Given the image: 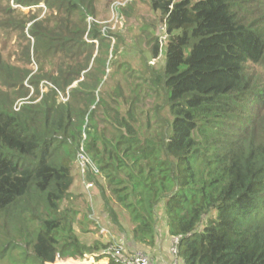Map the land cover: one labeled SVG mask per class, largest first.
I'll return each instance as SVG.
<instances>
[{
    "label": "trees",
    "instance_id": "1",
    "mask_svg": "<svg viewBox=\"0 0 264 264\" xmlns=\"http://www.w3.org/2000/svg\"><path fill=\"white\" fill-rule=\"evenodd\" d=\"M150 1L165 56L144 80L170 118L140 108L150 94L137 86L98 96L115 37L98 24L100 0H0V31L17 34L22 56L0 51V264L101 252L75 224L121 231L118 211L129 239L153 249L160 205L184 264H264V0ZM39 4L42 17L16 8ZM161 42L147 39L153 58ZM81 147L102 176L87 169L98 223L86 192L71 191Z\"/></svg>",
    "mask_w": 264,
    "mask_h": 264
},
{
    "label": "rangeland",
    "instance_id": "2",
    "mask_svg": "<svg viewBox=\"0 0 264 264\" xmlns=\"http://www.w3.org/2000/svg\"><path fill=\"white\" fill-rule=\"evenodd\" d=\"M116 2H119V4H115ZM16 8L25 12L29 10L32 12L39 11L40 17L45 15L48 11L44 4L21 8L17 6ZM97 19V21H99L98 24H101V31L104 33L109 32L115 36L111 38L110 49L106 55V61H102V68L99 67L103 72L105 70V75L103 73L102 82L98 88V96L101 97V94H103V96L112 103L114 101L113 98H122L119 96V93L115 94L118 88L127 96L130 95L131 88L134 86H137V90L140 92L139 99H142L145 94H150L151 87L148 82L144 80L147 76V70H162L165 56L163 51L166 40L163 25L164 19L163 17L161 18L159 11L152 9L150 0H100V11ZM89 21H91V18ZM142 29H145L146 33H142ZM25 32L27 33V29ZM145 35H147V37ZM154 36L158 37L160 41L162 40V50L156 58L152 57L148 49L149 45L146 43L148 38ZM19 41L20 40L17 39V34H8L7 32L0 31V51L3 56L11 62H16L22 58L20 50L21 42ZM30 56L31 62L28 66L30 69H33L32 72H34L37 69V65L34 62L32 51ZM47 84L48 82L44 80L40 82L41 91L46 90L44 85ZM124 106L126 107L127 104L125 103ZM138 106L142 109L160 108L162 116H164V118H170L168 107L165 104V97L160 87L156 89L155 93L153 92V94L148 95L141 106ZM145 117H148L147 113L144 114L143 117H139V119L141 120ZM94 176L98 178L102 177L100 176L99 170L98 174ZM92 191L97 195V198L94 201L92 200V204H99L100 200L98 199L97 188L93 186ZM98 213L99 210L95 205L94 213L91 216H97ZM123 213L124 214L118 211L119 222H123V230L121 229L120 231L109 223V233L115 239L120 238L127 249L133 250L129 246L133 241L129 239V235L125 234V232L128 231V215L126 211ZM157 214L159 217L156 223L158 241L154 254H158L155 253L156 251L167 254L170 241L165 230V215L161 205L158 208ZM79 219L80 222L75 224V228L82 242L89 244L98 242L101 248L103 244L108 245L113 241L110 236L106 237V234L99 233V228L94 226L87 217L83 218L82 215H80ZM100 222L102 225L106 223L101 220ZM102 232H104V230ZM103 250L101 251L103 252ZM151 251L153 252V249ZM90 256L93 255L85 254L80 259H88Z\"/></svg>",
    "mask_w": 264,
    "mask_h": 264
},
{
    "label": "built area",
    "instance_id": "3",
    "mask_svg": "<svg viewBox=\"0 0 264 264\" xmlns=\"http://www.w3.org/2000/svg\"><path fill=\"white\" fill-rule=\"evenodd\" d=\"M115 4H119L116 2ZM76 167L79 172V177L83 184L84 191L86 192L87 198L90 201L91 213L89 214L90 219H94L98 223V215L91 216L94 213L95 205L99 210L98 204H92V200H95V192L92 191V187L95 186L92 180L87 179V169L90 168L92 174H98V168L92 163L88 155L80 148L77 154ZM104 230V232H102ZM99 233L106 234V237H111L113 241L107 245L102 253H105L109 259H112L116 264H155L154 260L148 254V252L142 250H134L132 252L127 251L126 245L120 238L115 239L110 233L109 229L100 223ZM179 236H172L169 238L168 258L163 259L162 264H184V261L178 254Z\"/></svg>",
    "mask_w": 264,
    "mask_h": 264
},
{
    "label": "crops",
    "instance_id": "4",
    "mask_svg": "<svg viewBox=\"0 0 264 264\" xmlns=\"http://www.w3.org/2000/svg\"><path fill=\"white\" fill-rule=\"evenodd\" d=\"M71 189H72L71 191L73 193H75V194L84 192L83 184L81 182L80 177L75 179L74 184L72 185ZM98 199H99V196H98ZM156 244H157V242H156ZM129 246H130L131 249H133V250H129V249L126 248L127 251H130V252H132L134 250H142V251L148 252V254L151 256V258L154 260L155 264H162V261H163L162 258H164V259L168 258V253L167 254H163L162 252L159 253V251H156L155 253H158V254H154L156 246L153 248V252L151 251L152 249L144 247V246H142L140 244H137V243H134V242H132V244H129ZM101 252L91 253L93 256H90V258L84 259V260L72 259V258L56 259L54 262H48L46 264H109V258L106 255H104L102 257H98V258L95 257L96 255H98Z\"/></svg>",
    "mask_w": 264,
    "mask_h": 264
}]
</instances>
